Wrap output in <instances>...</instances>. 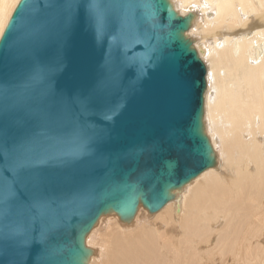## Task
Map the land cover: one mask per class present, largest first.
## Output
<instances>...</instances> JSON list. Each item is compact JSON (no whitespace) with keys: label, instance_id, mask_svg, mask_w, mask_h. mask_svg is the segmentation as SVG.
Returning a JSON list of instances; mask_svg holds the SVG:
<instances>
[{"label":"water","instance_id":"1","mask_svg":"<svg viewBox=\"0 0 264 264\" xmlns=\"http://www.w3.org/2000/svg\"><path fill=\"white\" fill-rule=\"evenodd\" d=\"M171 0H20L0 38V264H90L99 218L217 164L207 66Z\"/></svg>","mask_w":264,"mask_h":264},{"label":"bare ground","instance_id":"2","mask_svg":"<svg viewBox=\"0 0 264 264\" xmlns=\"http://www.w3.org/2000/svg\"><path fill=\"white\" fill-rule=\"evenodd\" d=\"M19 1L0 0L1 36ZM171 1L194 14L187 35L207 66L217 164L156 211L101 216L86 238L89 262L264 264V0Z\"/></svg>","mask_w":264,"mask_h":264},{"label":"snow or ice","instance_id":"3","mask_svg":"<svg viewBox=\"0 0 264 264\" xmlns=\"http://www.w3.org/2000/svg\"><path fill=\"white\" fill-rule=\"evenodd\" d=\"M3 239V236H2V234H0V240H2Z\"/></svg>","mask_w":264,"mask_h":264},{"label":"rangeland","instance_id":"4","mask_svg":"<svg viewBox=\"0 0 264 264\" xmlns=\"http://www.w3.org/2000/svg\"><path fill=\"white\" fill-rule=\"evenodd\" d=\"M15 8V7H14ZM5 28V27H4ZM3 32V31H2ZM2 34V33H1ZM0 37H1V35H0ZM211 139V138H210Z\"/></svg>","mask_w":264,"mask_h":264}]
</instances>
